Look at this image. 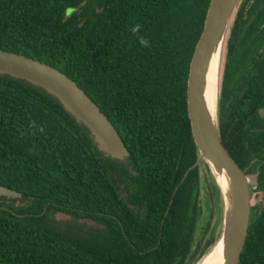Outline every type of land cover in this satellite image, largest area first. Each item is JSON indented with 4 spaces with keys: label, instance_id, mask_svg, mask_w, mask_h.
<instances>
[{
    "label": "trees",
    "instance_id": "trees-1",
    "mask_svg": "<svg viewBox=\"0 0 264 264\" xmlns=\"http://www.w3.org/2000/svg\"><path fill=\"white\" fill-rule=\"evenodd\" d=\"M209 2L0 0V48L75 80L129 151L123 161L104 156L54 97L0 74V185L23 195L0 199V264H195L211 246L223 204L214 182L199 231L201 164L187 109ZM247 11L218 97L222 142L242 169L245 141L264 145V132L246 133L264 107V0ZM238 264H264V214L251 218Z\"/></svg>",
    "mask_w": 264,
    "mask_h": 264
},
{
    "label": "water",
    "instance_id": "water-1",
    "mask_svg": "<svg viewBox=\"0 0 264 264\" xmlns=\"http://www.w3.org/2000/svg\"><path fill=\"white\" fill-rule=\"evenodd\" d=\"M237 2L210 0L187 79L188 117L199 151L194 166L204 161L209 167L223 204L225 245L220 257L212 264H238L248 236L251 215L249 180L254 175L240 168L223 145L218 123V95L213 101L208 90L210 64L216 53H222ZM0 74L24 80L54 97L77 124L89 131L97 150L104 156L120 161L129 156L125 143L108 117L77 82L61 70L24 54L0 48ZM22 196L21 192L0 185V199L16 200L18 203ZM206 253L195 264L201 262Z\"/></svg>",
    "mask_w": 264,
    "mask_h": 264
},
{
    "label": "flooded vegetation",
    "instance_id": "flooded-vegetation-1",
    "mask_svg": "<svg viewBox=\"0 0 264 264\" xmlns=\"http://www.w3.org/2000/svg\"><path fill=\"white\" fill-rule=\"evenodd\" d=\"M239 1V0H238ZM253 3V0H240L239 3L237 2L236 7L234 9L228 31H227V37L225 41V54H224V63L222 68V74L224 70V64L226 60V55L228 52V46H229V40H231L232 36L236 35L239 32H243L244 38V18H247L248 11L247 9L250 7V4ZM80 6V4L75 6H69V10L71 12L76 11L77 8ZM245 6V8H244ZM243 24V26H242ZM235 28V31L233 33V29ZM233 33V34H232ZM236 38V37H235ZM239 38V37H238ZM242 94L244 95V73L242 74ZM221 83H222V77H221ZM221 83H220V92H221ZM262 111V112H261ZM257 114L259 120L255 121H248L246 133L248 136L252 137L254 134L264 132V107H258L257 108ZM244 134V133H243ZM245 146L247 148V155H246V166L244 170L248 174H254L256 179V184L254 187H250V206H251V215L250 220L252 217L258 214H264V145H258L255 146L251 141L246 140ZM249 160V162L247 161ZM256 196L260 197L261 204L256 203L252 204L251 201Z\"/></svg>",
    "mask_w": 264,
    "mask_h": 264
},
{
    "label": "rangeland",
    "instance_id": "rangeland-1",
    "mask_svg": "<svg viewBox=\"0 0 264 264\" xmlns=\"http://www.w3.org/2000/svg\"><path fill=\"white\" fill-rule=\"evenodd\" d=\"M239 1H238V3H239ZM226 37H227V33H226V36H225V40H224L223 48H222V53H221L220 83H221L222 68H223V63H224ZM219 94H220V86H219ZM219 94H218V97H219ZM200 164H201L200 174H201V185H202V187H201V202H202V205H203V215H202V217L200 219L201 221L199 223V231H200V227L202 226L203 222H205L206 220H208V217L211 214L210 208L207 207L206 204H205V199H206V197H207L208 194H210V193L213 194L214 193L213 187H212V183L215 182V180H213L214 178H213V175H212L209 167L204 163V161H201ZM252 175H254V174H252ZM249 181H250V187L251 186L254 187L255 184H256L255 175L252 176ZM259 198L260 197L256 196L255 198L252 199L251 203L252 204H256V203L261 204V199L259 200ZM211 206H213V205L211 204ZM57 218L63 219V220H69L71 217L66 216V215L65 216L64 215H57ZM216 221H217V213H215L211 217V222H210V233L212 231H214L215 238H216L219 230L221 229V227L223 225L222 215H221V220H220L218 226L215 227L216 229L214 230V225L216 224ZM87 224H92V223L91 222H87Z\"/></svg>",
    "mask_w": 264,
    "mask_h": 264
},
{
    "label": "bare ground",
    "instance_id": "bare-ground-1",
    "mask_svg": "<svg viewBox=\"0 0 264 264\" xmlns=\"http://www.w3.org/2000/svg\"><path fill=\"white\" fill-rule=\"evenodd\" d=\"M220 55V51L215 54L208 71V90L213 101H216V97L219 93L221 64ZM223 229L224 226L221 227L214 242L211 244V246H209V248L207 249V253L205 254V256H203L201 262H199L198 264H212L220 257L225 245V234Z\"/></svg>",
    "mask_w": 264,
    "mask_h": 264
},
{
    "label": "clouds",
    "instance_id": "clouds-1",
    "mask_svg": "<svg viewBox=\"0 0 264 264\" xmlns=\"http://www.w3.org/2000/svg\"><path fill=\"white\" fill-rule=\"evenodd\" d=\"M133 31H136V29H133ZM140 43L146 45L147 44V41L144 40V39H141Z\"/></svg>",
    "mask_w": 264,
    "mask_h": 264
}]
</instances>
